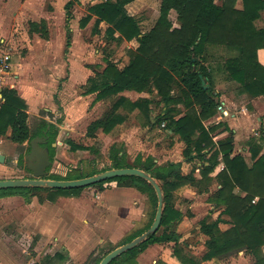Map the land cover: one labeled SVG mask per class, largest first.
Returning a JSON list of instances; mask_svg holds the SVG:
<instances>
[{"label":"trees","instance_id":"trees-1","mask_svg":"<svg viewBox=\"0 0 264 264\" xmlns=\"http://www.w3.org/2000/svg\"><path fill=\"white\" fill-rule=\"evenodd\" d=\"M74 1L69 0L65 5L67 20L73 15L71 8ZM131 1L133 0H101L89 5L87 14L80 19V26L85 27L96 16L95 30L104 21L109 24L107 33L111 38L121 42L136 39L138 42L137 47L130 51L127 65L120 68L115 62L108 61L104 69L97 72L101 74L98 79L89 78L91 84L86 93L97 92V97L102 99L124 90L156 91L164 107L155 122H166L169 130L180 135L186 144L183 156L187 161H194L195 158L201 160V177L198 178L192 171L184 173L181 162L159 165L149 155V159L141 158L133 163L122 157L123 151L117 150L112 155L110 166L65 179L80 178L110 168L135 166L149 172L159 181L165 199V210L159 229L109 263L137 264L139 252L149 244L178 239L173 231H167L168 226L181 216V212L170 204L169 199L173 192L186 184L196 186L200 192L208 191L213 180L210 174L223 162L224 167L216 175L221 187L209 200L224 206L222 213L230 217L232 225L222 230L219 223L224 219L220 216L216 219L205 217L200 221L201 230L209 236L208 252L203 258L211 259L245 250L255 257L253 264H264V154L248 164L242 154H233L232 136L215 141L213 133L216 125L205 123L217 114L220 106L219 93L215 92L212 80V70L206 64L209 44L223 45L237 51L235 56L226 59L225 67L229 76L241 83V92L264 94V66L258 60V49L264 47V26L258 27L255 23L264 10V0H242L243 8L236 7L237 0H222L221 3L216 0H161L160 14L152 28L146 32H142L139 21L127 10L126 5ZM172 9L177 12L179 26H174L169 16ZM30 30L38 31L45 37L48 34L45 20L32 21ZM70 44L68 29L66 45ZM203 79L208 87L204 86ZM175 86L178 87V93L173 92ZM151 102L150 98L141 97L133 101L124 95H118L110 111L89 124L87 134L94 137L99 130L105 133L113 130L125 120V115L119 111L122 107L128 110L141 109L147 116L148 123L155 125L149 113ZM179 104L184 105L186 112L181 113L177 107ZM28 117L25 98L15 88H3L0 91V135L5 136L11 130V141L21 144L26 141L30 144V140L37 135H46V145L52 159L56 151L54 143L59 128L56 123L42 119L38 129L33 132ZM67 143L74 151L92 149L70 138ZM110 181H116L120 186L136 187L147 193L154 205L152 217L146 226L128 235L119 244L121 245L150 227L156 213L158 197L154 187L137 175L117 176L95 185L102 186ZM31 188H0V197L21 194L29 201L26 190ZM83 188L53 189L54 192L49 193L47 198L56 200L61 195H78ZM237 188L245 194L237 193ZM162 226L165 229L159 232ZM117 246L104 252L96 259L95 264ZM174 252L181 256L179 247H175ZM56 256L61 261L65 259L64 254L57 253Z\"/></svg>","mask_w":264,"mask_h":264},{"label":"rangeland","instance_id":"rangeland-1","mask_svg":"<svg viewBox=\"0 0 264 264\" xmlns=\"http://www.w3.org/2000/svg\"><path fill=\"white\" fill-rule=\"evenodd\" d=\"M66 1L0 0V36L7 39V43L2 49L10 52L13 56V62L16 63V72H11L7 79L12 81L14 75H17L16 86H14L15 83L7 82L5 87H16L15 89H18V91L20 89L21 94L29 101L28 121L33 132L38 129L42 119H46L50 123H56L59 128L55 142L56 151L47 176L65 179L69 176L87 174L92 170L108 167L112 164V155L117 150L123 151L122 157L133 163H137L141 158L145 159L149 155H153L157 162L162 165L170 160L168 153H172L170 157H174L177 148V153H179V150L183 152L186 146H184L180 135L169 132L166 122L162 124L155 122L157 115L164 107V103L156 91L142 92L153 102L152 109L155 115L153 121L156 123L155 125H150L147 116L142 111L139 112L137 108L134 109L137 112H133V110L122 107L121 110L129 114L127 119L125 117L122 123L114 127V130L108 133L99 130L94 137L86 135L87 126L91 120L110 111L117 95H111L101 100L97 97V92L86 93L91 84L90 81L85 87L78 84L76 87L65 88L69 66L88 67L93 70L92 74H89L91 78L98 79L101 74H97V72L102 71L108 61L115 62L121 68L127 65L130 60V51L136 48L138 42L136 39L121 42L111 38L107 33L109 24L104 21L100 23L98 30H95L96 16H93L85 27H79V18L87 14L88 6L101 1L80 0L73 7L74 18L71 21V27L73 28L72 45L66 51L67 24L65 23L64 7ZM157 1L149 0L148 4L145 1H138L128 6L130 12L134 13L141 21L144 31L150 29L154 24L158 13ZM175 16L176 14L172 12L173 20H175ZM41 17L48 18L50 22L49 27L52 35L48 40L40 37L37 33L32 34L29 30V21L31 19L38 20ZM257 25H264V12L262 18L257 21ZM116 35L119 36V33H116ZM222 56H225L224 53ZM173 92H179L177 86H175ZM138 97L140 96L137 94L133 95L134 99ZM78 99H83L88 107L80 114L74 109L70 113H65L64 106ZM177 107L181 113L186 112L184 105L179 104ZM222 112L218 109L217 115L220 116ZM10 131L0 138V153L5 155V160L0 161V178L33 177L27 159V154L31 149L30 144L28 141L22 144L11 141L9 138ZM69 137L76 143L90 146L92 149L72 150L67 143ZM182 157L184 159V156ZM199 160V158H195L194 161L187 163L183 171H192L193 174L194 172L199 174L200 170L197 168ZM249 162L252 161L249 160ZM116 183V181H110L108 185L106 184V187L111 188ZM131 188L137 193H124L121 196L129 198L130 202L134 198L131 203L135 205L136 210H133L130 219H134L135 224L130 226L124 234H121L115 243L110 240H103L95 244L90 242L85 258L79 262L69 260V252L63 248L64 241L62 239L57 241L56 236L51 232L42 230L37 220L39 214L38 202L47 198L49 193H53L52 188L32 187L30 190H26L29 198L34 196L31 202L34 198L37 199L35 205H27L25 199L19 194L2 196L0 197V253L9 264H70L71 262L72 264H95L96 259L102 256L104 252L122 243L128 235L139 228H143L152 217L154 205L147 193L136 187ZM97 189V186L85 187L80 195L87 193L90 197L98 191ZM115 191H110L108 196L102 198L101 203L104 200H110L106 197L116 194ZM196 191L198 189L194 185H183L173 192L169 201L170 204L175 205L185 213L195 212L194 218L192 220L187 219L183 226L191 231L192 240L201 243H199V251L203 252L205 236L200 232L196 234L199 221L203 217L214 218L217 212H211L212 206L208 203L207 195H198ZM193 195H195L194 199L188 197ZM113 198L115 200L117 197L113 195ZM119 200H122V198ZM127 201H124V203H129ZM77 202L78 200H73L72 203L75 206L71 207V211L75 213L78 220L86 213H84V207L78 206ZM119 203L121 204V201ZM106 204L104 202L105 207L108 206ZM123 210L125 209L120 205L119 212ZM58 211L60 212V208ZM121 214L122 212L117 217L121 218ZM91 215L93 213L89 214V216ZM99 216L105 218L103 212ZM92 222L90 223L93 226L100 227L102 225L104 229L108 227L105 221H102V223ZM56 251L66 255L67 259L61 261L55 255ZM91 253L92 256L90 257ZM233 258L236 264H245L243 260H239L238 254L234 255Z\"/></svg>","mask_w":264,"mask_h":264},{"label":"crops","instance_id":"crops-1","mask_svg":"<svg viewBox=\"0 0 264 264\" xmlns=\"http://www.w3.org/2000/svg\"><path fill=\"white\" fill-rule=\"evenodd\" d=\"M68 1L69 0H67L66 3ZM138 1H145L147 4L149 3V0H133L129 2L126 5V7H127L129 14L133 15L139 21V25L141 27L142 32H146L150 30L152 26L150 27V29L144 31L142 29L141 21L138 19V17L134 13H131L130 9L128 8V6ZM78 2H80V0H76L71 8L73 15L70 18V20H67L66 8H65V23L67 24L66 41H67V36H68V29L70 30V36H71V44L70 46L66 45V51H68L72 45L73 28L71 27V21L74 18L73 7L75 3H78ZM216 2L221 3L222 0H216ZM160 3H161V0H158L157 1V6H158L157 12L158 13L154 20V24L160 14ZM236 7L243 8V1L237 0ZM172 12L176 14L175 20H173L172 18ZM263 12L264 10L261 11V16L256 20L255 22L256 25H257V21H259L262 18ZM169 16L174 26L180 25L177 19V12L174 9L170 11ZM82 17L79 18V23ZM41 20H45L47 23L48 34L46 37L42 36L41 33L38 31H31L30 27H29V30L30 32H32V34L37 33L40 37L48 40L50 39L52 35L51 29L49 27L50 22L48 18L41 17L38 20L31 19L29 21V24L32 21L39 22ZM263 26H258V27H263ZM79 27H80V24H79ZM6 40L7 39L4 36H0V45H1L0 57L4 53L8 52L7 50L2 49L3 46H5V43H7ZM222 52L225 55L224 57L223 56L221 57V55H223ZM236 54H237V51L235 49L229 48L227 46L213 45V44L208 45V55H207L208 58H207L206 64L212 70V80L214 83L215 92L219 93L220 106H222V108H224L226 112H222L220 116L216 114L212 118L208 119L206 121V125H216V130L213 133V137L215 141L224 139L228 136H232L233 143H234V153L233 154H238V153L242 154L245 157L248 164H252V162L255 161L259 156L264 154V94L254 95L250 92H241L240 91L241 83L229 76L228 71L226 70V67H225V61L229 57L235 56ZM258 60L264 66V47H261L258 49ZM10 63H11L10 73L11 72L15 73L16 63L13 62L12 55H11ZM76 70H78V72H76ZM92 71L93 70L92 69L90 70L88 67L80 68L79 66H76V65L75 66L70 65L69 73L67 76L68 78H67V81L65 82V86H66L65 88H71L74 86L76 87V85L78 84L81 85V87L87 86L89 78L91 77V75L89 74H92L91 73ZM16 78H17V75H14L13 80L10 81L9 79H7L5 84H7V82L8 83L11 82L12 84L15 83ZM220 79H223V80H220ZM14 86H16V83ZM142 92H145V91H142ZM142 92H138L135 90H124L118 93L117 97L118 95H124L133 101L141 97L147 98V96H145L144 93ZM18 93L24 98L23 94H21L20 89ZM135 94H137L140 97L134 99L133 95ZM112 96H116V95H112ZM81 97L82 96L80 95V98ZM57 101L59 102L58 99ZM26 102L28 104V113H29L30 104H29V101L26 100ZM152 103L153 102L150 103L149 113L153 121V118L155 117V115L152 109L153 108ZM87 107L88 106L83 99H78L75 102L69 103L68 105L64 106L65 113H70L74 109L79 114ZM137 110L139 112L141 111V109L139 108H137ZM119 111L124 115L126 113L125 117L127 119V116L129 113L121 109ZM133 112H137V111L133 110ZM74 114L76 113L74 112ZM97 118H94L93 120ZM93 120H91V122ZM88 126H87V130H88ZM169 132L173 133L172 130H169ZM86 135H87V131H86ZM1 137L2 135H0V138ZM69 138L72 139L71 137ZM185 145L186 144L184 142V146ZM177 152H178V148L174 153L175 155L174 157H170L172 153L171 154L168 153L170 160L168 159L169 161H167L163 165H166L168 162H181L182 164L181 167L183 171V168H185L186 164L187 163L189 164L190 162L187 161L185 158L183 159L182 157L183 152H181V150H179V153ZM154 160L155 162H157L156 158H154ZM249 160L252 162L250 163ZM157 164L159 163L157 162ZM159 165H162V164H159ZM198 165L199 166H197V168H199V170L201 171L200 160H199ZM223 167H224V163L220 162V164L210 174L213 180L211 181L209 190L200 192L199 189L196 187L198 189V191H196V194L207 195V199L209 201L208 203L212 206L211 212L212 213L217 212L216 217H214L213 219H216L219 216L222 219H224L222 222L219 223V226L222 230H225L232 225L230 223V220H231L230 217L227 214L222 213L224 209L223 205H219L216 202H211L209 200V198L221 187L220 183L218 182L216 178V175ZM183 172L188 173L186 171H183ZM194 174L198 178L201 177L200 172L199 174H196L194 172ZM108 183L109 182H105L102 186H98L95 184L86 186V187H96V186L98 187L97 189L98 191L94 192V194L90 197H88L87 193H84V194L82 193L80 195L82 190L85 188L84 187L78 195H73V196L61 195V196H58L56 200H50L48 198H45L43 201L38 202L39 214L37 215V220L40 223L41 229L51 232V234L56 236L55 239L57 241L58 239H62V241H64L63 248L68 250L69 260H72V261L74 260V262H79L83 260V258H85V253H86L87 247L90 242H93V244H95L103 240H110L115 243L121 234H124L129 229L130 226H133L135 224L134 223L135 220L130 219V216L133 214V210H136L135 205L131 203L132 201H134V198L130 202L128 200L129 198L127 197L123 198V196L121 195L124 193L125 194H135L137 193V191H135L131 187L120 186L117 183L116 185H112L111 188H107L106 184L108 185ZM110 191H115L116 194H112V196L106 197V198H109L110 200H104L101 203L102 198H104L105 196H108V194H110L109 193ZM236 192L242 195L245 194V192H242L238 188L236 189ZM113 195L117 197L115 200L113 198ZM188 197H190V199H194L195 195L188 196ZM121 198L122 200H119ZM73 200H78L76 204L81 207L83 206L85 209L84 213H86V215L81 216V219L77 220L75 213L71 211V207L75 206V204L72 203ZM119 201H121V204L119 203ZM124 201L125 202L127 201L129 203H124ZM104 202L108 204L107 207L104 206ZM36 203H37V199L34 198L32 202L27 203V205L28 204L35 205ZM120 205L122 208L125 209L123 211H120L122 212L121 218L117 217L118 214H120L119 212ZM133 207L135 208L133 209ZM59 208H60V212L58 211ZM176 209H178L181 212V216L178 219L174 220L168 226L167 231L168 232L173 231L177 235L178 239L170 240V241L155 242V243L149 244L145 249L139 252L136 258L137 264H193V262H195L196 264H236V261L233 258V256L236 254L239 255V260H243L245 264H253L256 261L255 257L247 253L245 250H240V251L233 252V253L223 255V256L213 257L211 259H204L203 256L205 255V253L208 252L209 236L201 230L200 221L205 217L200 219L199 225L196 231V234L200 232L203 236H205L204 251L201 252L199 251L200 242H197V241L195 242L194 240H192L191 231L189 229L188 230L185 229V227L183 226V224L187 221V219L192 220V218H194L195 212L192 211L191 213H185L180 208L176 207ZM102 212L104 213L105 218H100L99 215H101ZM91 213H93V215L89 216V214ZM35 219L32 218V220L34 221ZM92 221L93 222L98 221L101 223L102 221L103 222L105 221L108 227L107 229H104L102 225L100 227H98L97 225L93 226V224L90 223ZM139 229H142V227ZM164 229L165 227L162 226L159 232H162ZM175 247H179L181 249V256H178L175 254L174 252ZM70 264H72V262Z\"/></svg>","mask_w":264,"mask_h":264},{"label":"water","instance_id":"water-1","mask_svg":"<svg viewBox=\"0 0 264 264\" xmlns=\"http://www.w3.org/2000/svg\"><path fill=\"white\" fill-rule=\"evenodd\" d=\"M203 78L202 75H200ZM203 84L208 87L205 79H203ZM47 143L46 135H37L30 140V152L27 154V159L29 160V168L33 171V177L30 178H0V188H12V187H45V188H77L86 187L97 182L117 177L123 175H137L146 179L155 189L158 203L157 209L154 216V220L150 227L145 230L140 235L134 237L133 239L115 247L108 253H106L100 260L98 264H109L113 259L120 256L124 252L136 247L143 241H145L148 236L152 233H156L159 229L165 210V199L164 192L159 183V181L151 175L149 172L141 169L139 167H119L110 168L102 172L94 173L80 178L74 179H53L46 178L48 175L47 168L51 165L52 159L50 156L49 147L45 144ZM5 160V155L0 153V161Z\"/></svg>","mask_w":264,"mask_h":264},{"label":"built area","instance_id":"built-area-1","mask_svg":"<svg viewBox=\"0 0 264 264\" xmlns=\"http://www.w3.org/2000/svg\"><path fill=\"white\" fill-rule=\"evenodd\" d=\"M11 55L10 53H4L0 57V91L5 88L7 77L11 74V63H10ZM219 109L223 112H226L222 106H219Z\"/></svg>","mask_w":264,"mask_h":264},{"label":"flooded vegetation","instance_id":"flooded-vegetation-1","mask_svg":"<svg viewBox=\"0 0 264 264\" xmlns=\"http://www.w3.org/2000/svg\"><path fill=\"white\" fill-rule=\"evenodd\" d=\"M54 145H55V143H54ZM49 168V167H48ZM48 168H47V170H48ZM33 172V171H32ZM23 199H25V197L23 196V195H21V194H19ZM34 197V196H33ZM33 197H30V199H29V201H27L26 199H25V201L27 202V203H30L31 202V199L33 198ZM57 253H59V251H56L55 252V255L57 254ZM65 256V258H66V255H64ZM0 264H9L7 261H6V258L0 253Z\"/></svg>","mask_w":264,"mask_h":264}]
</instances>
